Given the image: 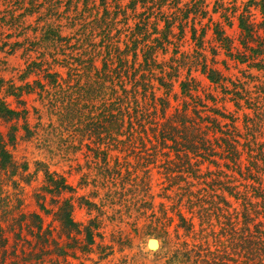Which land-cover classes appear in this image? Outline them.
I'll list each match as a JSON object with an SVG mask.
<instances>
[{
	"label": "rangeland",
	"instance_id": "obj_1",
	"mask_svg": "<svg viewBox=\"0 0 264 264\" xmlns=\"http://www.w3.org/2000/svg\"><path fill=\"white\" fill-rule=\"evenodd\" d=\"M32 2L0 0V100L18 112L0 115L11 162L0 151V264H232L238 238L264 235L262 212L252 233L230 231L264 186V0ZM168 20L170 42L154 40ZM136 38L158 48L148 77L155 130L90 135L84 125L102 106L80 91L91 82L86 60L101 51L99 68L114 42L139 67ZM175 116L204 133L195 148L160 134ZM60 180L72 189L59 192ZM228 180L247 197L228 193ZM65 201L76 227L58 218Z\"/></svg>",
	"mask_w": 264,
	"mask_h": 264
},
{
	"label": "trees",
	"instance_id": "obj_2",
	"mask_svg": "<svg viewBox=\"0 0 264 264\" xmlns=\"http://www.w3.org/2000/svg\"><path fill=\"white\" fill-rule=\"evenodd\" d=\"M105 2V0H103ZM32 8H28L30 10H36L38 5L35 4L34 0L31 4ZM264 10V9H263ZM165 31L162 32L160 36L155 38L154 40H163L168 41L170 35L172 34V27L175 21L171 22L168 20L166 21ZM141 23H138L140 25ZM143 28H139L143 30L147 28V21H144L142 24ZM240 26L243 28L244 31H247L250 34V28L253 26L247 25L244 20H241ZM155 32L157 33L158 30L156 28ZM195 31H193V35ZM56 36H59L56 34ZM149 34H145L144 38H148ZM143 38V39H144ZM63 39V38H62ZM143 39L136 38L133 42V46H139L140 41L142 40L141 44V51H143V63L139 67H134L135 65V58L130 59L128 58L129 52L128 50L120 51L118 46H115L114 42H109V45L112 48H109L106 52V55L101 60V66L97 68L96 61L101 51H98L96 57H90L87 61V68L83 67L88 74L86 75L91 82H87L85 87L88 89L82 88L80 91H83V95L85 98H90L91 101L95 100L96 98L99 99V105L102 106V110H100L99 114L94 115L91 118V122L86 126V129L89 130L90 135L101 136L104 135V138L113 137L114 135H123L127 134L129 137H134L137 135L147 134L149 129H154L157 125L156 119L157 116V102L158 99L154 96V87L151 86L149 83L151 79L148 77L153 74L154 67H158L156 61L153 57V53L157 50L156 45H150L149 43L143 42ZM162 45V44H161ZM136 55V52H134ZM85 61V63H86ZM95 70V79L89 73L91 70ZM141 73V74H139ZM216 71L210 70L207 77L211 80L215 79ZM52 77V75H50ZM162 84L163 78L159 80ZM79 80L77 81L76 85H79ZM186 84H182L181 89L184 92L186 90ZM189 85V84H188ZM187 85V86H188ZM103 89V95H102ZM82 96V95H81ZM148 98H152L154 100L155 106L151 103L146 102ZM80 100V97H78ZM141 100V101H140ZM144 110L153 109L147 117H149L143 124H139L140 128L134 127V117L139 116L145 119ZM163 109V108H162ZM74 110L72 111L73 114ZM80 110H75L74 117H78ZM71 114V115H72ZM0 115L7 118H13L14 116L18 115V112L15 110L7 108L6 104L0 100ZM175 119H171L172 122L167 121L163 123L160 128V134L166 139H174L176 144H180L181 140H183L184 149H193L196 146H191L192 139H199L204 140V133L199 130L197 125L194 122L187 120L188 117H180L175 116ZM126 124H128L126 126ZM153 124L154 127L151 125ZM147 125L151 127H147ZM155 130V129H154ZM113 135V136H112ZM198 140V141H199ZM197 141V142H198ZM0 151L3 156L4 162H10V154L5 150L3 146H0ZM4 164V163H3ZM49 179H52L50 176ZM231 183L230 180L225 184L228 193L232 194V196L236 198L244 197L246 198L247 195L241 192V194L236 193L235 189H239L236 185H228ZM56 188L59 189V192L64 190H71L72 187L65 184L63 180L55 182ZM252 192L257 194L258 200L255 201L253 198L249 200L247 204L244 205L242 209V214L240 215V219H236L235 221L230 222L231 228L230 231L236 237L238 234V227L242 230V232L249 231L252 233V229L250 224L254 221L253 218H257L259 212H262L260 218H264V186H254L251 189ZM263 206V209L260 208ZM257 207L259 209L257 210ZM204 211V210H202ZM58 218L65 227L73 228L77 226V223L71 217V204L68 201H65L62 206L60 207L59 211L57 212ZM38 217V215H35ZM262 222H258L255 224L260 225ZM247 233V235L249 234ZM89 236L91 238V233L89 232ZM244 238H238L237 242L239 248L237 252H235L233 258L231 259L232 264H264V235L259 238L256 242V239L248 238V241H245Z\"/></svg>",
	"mask_w": 264,
	"mask_h": 264
},
{
	"label": "bare ground",
	"instance_id": "obj_3",
	"mask_svg": "<svg viewBox=\"0 0 264 264\" xmlns=\"http://www.w3.org/2000/svg\"><path fill=\"white\" fill-rule=\"evenodd\" d=\"M157 246H158V242L157 241H151L150 248L156 249V248H158Z\"/></svg>",
	"mask_w": 264,
	"mask_h": 264
}]
</instances>
